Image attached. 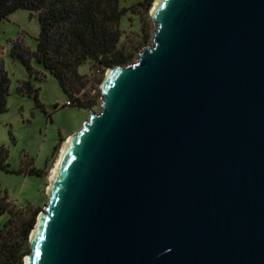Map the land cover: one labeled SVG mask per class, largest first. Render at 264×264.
Returning a JSON list of instances; mask_svg holds the SVG:
<instances>
[{"label":"water","instance_id":"95a60500","mask_svg":"<svg viewBox=\"0 0 264 264\" xmlns=\"http://www.w3.org/2000/svg\"><path fill=\"white\" fill-rule=\"evenodd\" d=\"M151 16L68 141L24 264H264V0Z\"/></svg>","mask_w":264,"mask_h":264},{"label":"trees","instance_id":"16d2710c","mask_svg":"<svg viewBox=\"0 0 264 264\" xmlns=\"http://www.w3.org/2000/svg\"><path fill=\"white\" fill-rule=\"evenodd\" d=\"M154 2L137 0L128 7L122 0H0V20L19 9L38 14L40 33L36 49L17 39L12 42L11 57L26 67L31 79L41 77V72L32 66L36 61L58 80L68 96V105L93 109L101 104L102 94L100 91L92 94L93 78L81 73L80 68L89 65L92 75L100 74L102 81L109 68L134 63L152 41L154 23L149 17L148 24L134 32V37L125 35L121 23L128 14L148 16ZM31 79L21 83L20 91L38 101V89ZM9 91L10 78L0 60V117L7 111ZM0 169L16 172L8 161L6 147L1 144ZM28 171L39 175L34 166ZM40 209L22 208L7 194L0 196V218L8 215L0 229V264H24L25 257L32 252L30 235Z\"/></svg>","mask_w":264,"mask_h":264},{"label":"rangeland","instance_id":"374dc122","mask_svg":"<svg viewBox=\"0 0 264 264\" xmlns=\"http://www.w3.org/2000/svg\"><path fill=\"white\" fill-rule=\"evenodd\" d=\"M136 2L137 0H122L123 5L128 7ZM153 6L148 16L128 14L123 18L121 26L125 35L134 37V32L148 24L149 17L152 18ZM155 29L153 24V32ZM39 33L38 14L32 15L28 10L19 9L8 18L0 20V60L10 78L7 111L0 117V144L6 147L8 161L16 171L0 169V196L7 194L10 200L22 208H41L38 216L48 203L50 176L61 156L63 144L90 118V110L100 111L101 108L100 104L93 109L68 105V96L58 80L40 64L32 62L34 69L41 72L42 78L33 76L31 79L26 67L11 57L12 42L21 39L34 50ZM80 70L90 79L93 78L90 84L94 88L92 94L101 92L107 72L102 81H99L100 74L92 75L89 65L82 66ZM28 79L38 89V101L20 91L21 83ZM32 166L37 168L39 175L28 171ZM20 169L23 171L18 173ZM7 219V214L0 218V229Z\"/></svg>","mask_w":264,"mask_h":264},{"label":"bare ground","instance_id":"6f19581e","mask_svg":"<svg viewBox=\"0 0 264 264\" xmlns=\"http://www.w3.org/2000/svg\"><path fill=\"white\" fill-rule=\"evenodd\" d=\"M159 2H160V0H156V1H155V5H154V7H153V10L158 6ZM73 135H74V133L71 134V135L67 138V140L65 141V143L63 144V148H62V151H61V156H60V158H59V160H58L56 166L54 167V169H53V171H52V173H51V176H50V185H49V188H48V192H49V190H50V188H51V186H52V184H53V182H54V179H55V176H56L57 169H58L59 164H60V162H61V160H62V157H63L64 151H65V148H66V146H67V144H68V141L70 140V138H71ZM34 231H35V230H33V232H34Z\"/></svg>","mask_w":264,"mask_h":264}]
</instances>
